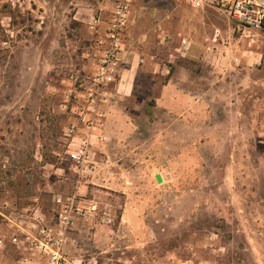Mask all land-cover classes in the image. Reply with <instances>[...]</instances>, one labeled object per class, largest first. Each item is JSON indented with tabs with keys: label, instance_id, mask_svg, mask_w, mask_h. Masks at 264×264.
<instances>
[{
	"label": "rangeland",
	"instance_id": "374dc122",
	"mask_svg": "<svg viewBox=\"0 0 264 264\" xmlns=\"http://www.w3.org/2000/svg\"><path fill=\"white\" fill-rule=\"evenodd\" d=\"M113 1L0 0V264H25L30 255L10 240L22 215L50 222L54 198L74 193L65 134L80 109L97 102L102 48L73 14ZM199 13L184 18L182 32L172 17L169 49L174 54L181 38L190 48L183 58L168 54L167 75H124L103 88V100L120 97V111L102 129L94 189L87 183L78 194L108 210L112 223L81 218L82 233L65 251L82 264H264V33L214 8ZM136 20L126 50L147 32ZM147 40L161 50L155 37ZM169 79L194 93L187 112L157 105Z\"/></svg>",
	"mask_w": 264,
	"mask_h": 264
},
{
	"label": "built area",
	"instance_id": "2783aa9c",
	"mask_svg": "<svg viewBox=\"0 0 264 264\" xmlns=\"http://www.w3.org/2000/svg\"><path fill=\"white\" fill-rule=\"evenodd\" d=\"M194 9L214 8L221 11L244 30L264 33V0H173ZM131 0H116L113 11L101 37L98 39L100 57L95 80L102 86L97 102L90 100L79 112L78 124L66 129V158L72 166V175L76 184L90 182L97 173L102 159L94 141H101L103 114L99 105L103 101V88H115L121 78L124 66L126 31L132 26ZM100 16H93L89 23L92 30L99 28ZM180 51L188 52L186 40L180 41ZM108 162V160H106ZM54 218L48 222L45 218L31 214L22 215L14 224L15 231L10 240L21 245L30 255L24 258L25 264H82L80 259L71 257L65 251L69 231L74 220L91 217L99 224L110 225L112 219L108 210L100 212L99 205L93 200L80 196L76 191L68 196H57L53 200ZM100 220V221H99ZM42 260V262H41ZM92 264H97L94 261Z\"/></svg>",
	"mask_w": 264,
	"mask_h": 264
},
{
	"label": "crops",
	"instance_id": "0c3cea01",
	"mask_svg": "<svg viewBox=\"0 0 264 264\" xmlns=\"http://www.w3.org/2000/svg\"><path fill=\"white\" fill-rule=\"evenodd\" d=\"M131 11H132V16L131 18L135 19L137 16L138 20H136V28H142L140 29L141 31H147L143 32L140 36L136 38V41L134 42V46H131L130 49L126 50L125 54V60H124V66L123 70L121 72V78L126 77L130 78H137L138 76L142 75L143 77L146 78H151L154 79L156 76L164 77V75H167L168 70H166V67L164 65L165 60L168 57L173 58L174 55H178L179 57H186L188 52H182L180 51V41L182 39L186 40L188 43V46L190 48V42L186 38H181L179 41V44L177 45L176 48H174V54L172 51L169 49L168 43H166V39L168 37H171L172 39H175L176 36L173 33V25H174V20L172 17H175L179 20H177L176 28L178 31L182 32V29L184 27V18H191V17H196L198 16V19L200 17L199 10L202 9H194L191 8L190 6L181 4L179 6L175 7H170L169 5H157V1H162V0H149L144 3V5H137L136 1L137 0H131ZM139 1V0H138ZM134 3V5H132ZM116 4V0L113 1L112 5L108 10L102 7L101 8H94L92 5H86L84 7H78L74 14H73V19L75 21H80L82 23H85L87 28L90 31H93L94 33H97V37L95 38L96 42L99 38L101 37L104 27L102 25L105 23L103 20V16H106L109 19L111 11H113L114 6ZM137 5L139 8L137 9L135 7ZM100 16L101 19V24L99 28L96 30H92L89 26V23L91 21V18L93 16ZM197 18V17H196ZM107 19V20H108ZM171 33V34H170ZM96 35V34H95ZM191 35V34H189ZM173 36V37H172ZM150 37V39L156 38L158 41V45L160 46L161 50H158L157 52H153L151 50V46L149 45V41L147 38ZM155 40V41H156ZM154 41V43H155ZM156 41V42H157ZM170 43V42H169ZM97 46V44H95ZM155 46V45H154ZM167 49L162 52V47H166ZM150 47V48H149ZM156 48V47H155ZM189 51V49H188ZM158 73V74H157ZM166 73V74H165ZM166 79V78H165ZM112 95V94H111ZM115 96L114 99L112 100H103L101 101L99 108L101 109V112L103 114V127L105 130V127H107L109 124H111V120L114 117V111L117 109L120 111L117 107L119 103V96H116V94H113ZM195 95L194 93H187V91L184 89L183 84L178 81L177 79H169L167 80L166 83H164L159 92V97L157 98V105H162V107L170 109L172 111L174 107H176L175 111L178 113L182 112H187V109L185 107L186 101H195ZM122 113V112H119ZM114 114V115H113ZM123 115L121 116V124L126 125L127 121L126 118L127 116L122 113ZM95 145L97 146V149H99V145L101 142L99 141H94ZM87 183H92V187L90 189H94L93 182H84V183H79L76 184L74 181L72 182V185H74V192L76 191L77 193H86L89 189V186H87ZM87 184V185H86ZM126 216L125 210L124 213L121 215L119 218V225L123 223L124 218ZM81 220H83V225L85 224L86 219H76L74 220V224H77V232H71L69 234V242H73L76 237L79 236V234L82 233L81 228H79V225L81 223ZM98 226V225H97ZM101 228L106 227V226H99ZM76 229V227H74ZM101 229H96V231H100ZM67 253H72L70 250L66 249Z\"/></svg>",
	"mask_w": 264,
	"mask_h": 264
},
{
	"label": "water",
	"instance_id": "95a60500",
	"mask_svg": "<svg viewBox=\"0 0 264 264\" xmlns=\"http://www.w3.org/2000/svg\"><path fill=\"white\" fill-rule=\"evenodd\" d=\"M157 180H158V181H160V178H159V177H157Z\"/></svg>",
	"mask_w": 264,
	"mask_h": 264
}]
</instances>
